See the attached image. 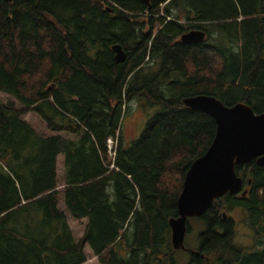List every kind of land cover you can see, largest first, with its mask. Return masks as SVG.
Returning <instances> with one entry per match:
<instances>
[{"label":"trees","instance_id":"trees-1","mask_svg":"<svg viewBox=\"0 0 264 264\" xmlns=\"http://www.w3.org/2000/svg\"><path fill=\"white\" fill-rule=\"evenodd\" d=\"M191 29L204 40L181 42ZM0 91L20 104L0 100V264H82L86 245L100 264H175L169 221L216 130L183 99L208 94L264 112V0H0ZM134 99L161 109L128 142ZM235 171L247 192L198 216L199 250L218 264H264V167ZM60 202L87 219L77 240ZM237 210L249 248L232 241Z\"/></svg>","mask_w":264,"mask_h":264},{"label":"water","instance_id":"water-1","mask_svg":"<svg viewBox=\"0 0 264 264\" xmlns=\"http://www.w3.org/2000/svg\"><path fill=\"white\" fill-rule=\"evenodd\" d=\"M142 2L149 7V0ZM204 38L202 29H191L180 36V41L195 44ZM112 50L116 62L126 59V52L119 44L113 45ZM183 104L212 117L216 130L206 152L196 158L185 173L177 199L178 216L169 221L174 249L184 247L189 217L200 216L215 199L226 193L246 194L247 190L241 191L242 179L235 171L236 165L255 160L264 167V112L257 113L244 102L227 106L208 94L186 97Z\"/></svg>","mask_w":264,"mask_h":264},{"label":"rangeland","instance_id":"rangeland-1","mask_svg":"<svg viewBox=\"0 0 264 264\" xmlns=\"http://www.w3.org/2000/svg\"><path fill=\"white\" fill-rule=\"evenodd\" d=\"M0 100L4 103L13 102L16 107H20V104L10 95L0 91ZM142 100L134 99L130 102V111L124 117L122 129L125 138L129 141L139 137L141 134L145 123L147 120L152 117L157 111L161 108L156 105L151 106H143ZM24 119L30 123L38 132L43 134H48V130L46 128V124L43 120L32 111H28L23 115ZM62 134V133H61ZM112 139L107 140L108 148L111 150ZM112 143V144H111ZM110 145V146H109ZM111 156H113V152H109ZM57 186L58 190L61 192L63 189V156L58 155L57 157ZM60 208L66 213L68 224L71 228L72 234L74 238L77 240L79 239L84 232L85 224L87 219H76L72 217L64 208L63 204L60 202ZM232 217L235 220V234L233 236V243L238 247H247L251 246L252 239V230L242 222V215L237 210L232 213ZM188 225L191 227L184 238L183 244L187 247H198L199 237L198 233L204 229V225L202 222L199 221L198 217H189L188 218ZM85 255L87 256V260L82 264H100L97 257L92 253L91 249L88 245L83 248ZM207 257L209 258V264H218L215 262V255L214 253L208 254ZM228 257V256H227ZM189 253L184 249H177L174 254V262L175 264H188ZM202 264H204L202 262Z\"/></svg>","mask_w":264,"mask_h":264},{"label":"flooded vegetation","instance_id":"flooded-vegetation-1","mask_svg":"<svg viewBox=\"0 0 264 264\" xmlns=\"http://www.w3.org/2000/svg\"><path fill=\"white\" fill-rule=\"evenodd\" d=\"M181 249H184L189 253L188 264H202V262L204 264H209L208 257L205 256L204 253L200 252L199 246L195 248H192V247L186 248L184 245V247Z\"/></svg>","mask_w":264,"mask_h":264},{"label":"built area","instance_id":"built-area-1","mask_svg":"<svg viewBox=\"0 0 264 264\" xmlns=\"http://www.w3.org/2000/svg\"><path fill=\"white\" fill-rule=\"evenodd\" d=\"M112 144V143H111ZM110 146V145H109Z\"/></svg>","mask_w":264,"mask_h":264}]
</instances>
